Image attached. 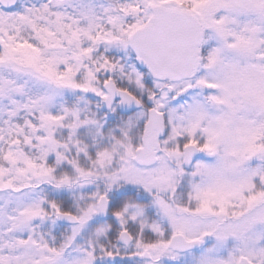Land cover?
<instances>
[{
	"label": "snow or ice",
	"instance_id": "snow-or-ice-1",
	"mask_svg": "<svg viewBox=\"0 0 264 264\" xmlns=\"http://www.w3.org/2000/svg\"><path fill=\"white\" fill-rule=\"evenodd\" d=\"M0 264H264V0H0Z\"/></svg>",
	"mask_w": 264,
	"mask_h": 264
}]
</instances>
